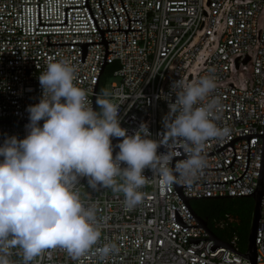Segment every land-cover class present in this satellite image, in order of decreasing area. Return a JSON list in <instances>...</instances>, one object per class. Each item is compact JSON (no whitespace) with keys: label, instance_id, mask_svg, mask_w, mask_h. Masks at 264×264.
<instances>
[{"label":"built area","instance_id":"1","mask_svg":"<svg viewBox=\"0 0 264 264\" xmlns=\"http://www.w3.org/2000/svg\"><path fill=\"white\" fill-rule=\"evenodd\" d=\"M232 57L235 67L250 61V75L242 84H218L226 77ZM55 60L75 67L74 83L86 90L91 103L103 92L95 89L100 69L114 63L107 98L120 105V126L129 135L145 123L150 138L159 139L163 130L156 121L158 101L175 100L174 81L193 83L203 76L217 84L212 96L219 98L222 110L216 122L231 129L223 140H209L204 152L236 135L262 132L264 0H0V145L6 136L22 139L27 135V107L41 98L38 75ZM121 139L112 138L114 157ZM260 143V136L248 137L246 168L237 179L182 185L180 191L186 196L250 192ZM231 144L204 156L205 167H223L230 162L233 147L232 162L224 168L203 169L193 182L240 175L246 139L240 137ZM186 158L174 159L173 167ZM144 175L143 202L131 210L122 192L106 187L94 190L87 178H80L75 190L81 202L96 208L97 244L78 259L60 247L47 249L30 264H249L247 258L223 246L210 251L211 238L188 243V238L208 234L201 226L176 223L173 207L185 224L196 221L172 185H164L149 169ZM226 242L242 252L236 234ZM105 244L115 245L106 258L95 251ZM254 244L255 264H264V178ZM10 251L11 264H24L18 247Z\"/></svg>","mask_w":264,"mask_h":264},{"label":"clouds","instance_id":"2","mask_svg":"<svg viewBox=\"0 0 264 264\" xmlns=\"http://www.w3.org/2000/svg\"><path fill=\"white\" fill-rule=\"evenodd\" d=\"M75 79L68 61L48 62L38 75L41 98L27 107V135L6 136L0 145V264H11L14 247L30 264L47 249L60 247L78 259L97 244L96 208L81 202L75 190L80 178L94 190L122 192L131 210L143 202L145 169L157 173L164 185H189L207 164V142L230 135L229 127L216 122L222 105L212 96L217 87L212 77L173 82L176 98L168 105L159 139L150 138L145 123L127 134L120 126V105L102 92L94 108ZM114 137L122 138L115 157ZM180 141L187 158L173 167ZM161 147L165 151L158 152ZM114 250V244L95 249L104 258Z\"/></svg>","mask_w":264,"mask_h":264},{"label":"water","instance_id":"3","mask_svg":"<svg viewBox=\"0 0 264 264\" xmlns=\"http://www.w3.org/2000/svg\"><path fill=\"white\" fill-rule=\"evenodd\" d=\"M246 60V57L244 58ZM102 71V68L100 69V73ZM92 106L95 108V98H93L92 101ZM249 136H260L261 137V143H260V154H259V164H258V171H257V176H256V181H255V186L254 188L248 192V193H241V194H215V195H183L182 192L180 191V187L183 184H172L173 189L175 190L176 194L190 213V215L194 218L196 221L195 224H185L175 208L173 207V220L178 223L181 226H201L203 230L208 234L206 237L202 238H188V243H197L199 239H204V238H211L212 242L208 245V249L210 251H213L215 247L217 246H223L232 252L243 256L249 260V264H255V256H256V250H255V244H254V238H255V233H256V228H257V222H258V217H259V207H260V197L262 196V189H263V178H264V110H263V121H262V132L261 133H243L236 135L227 141H225L223 144L218 146L217 148L213 150H209L204 152V155L206 154H211L222 148L223 146L227 144H231V142L237 138L244 137L246 139V159H245V167L240 175H238L236 178L231 179V180H222V181H199V182H192L191 184L195 183H218V182H230L235 179H237L239 176H241L246 168L247 164V159H248V137ZM181 143H177L176 145V150L178 151L179 155L176 156V158H181V157H186V155L183 152V149L180 147ZM234 157V150L232 147V158L230 162L223 166V167H204L203 169H219V168H224L228 166ZM175 158V159H176ZM173 166V165H172ZM240 196V195H247L248 197L251 198L252 204H251V213H250V219H249V225L246 233V239H245V250L243 252H239L235 250L230 244L227 242L219 239L217 236H215L212 232L209 231V229L206 227L205 221L198 217L196 213L192 210V208L189 206V200L190 199H195V197H202V198H207V197H233V196ZM231 242V241H229ZM232 243V242H231Z\"/></svg>","mask_w":264,"mask_h":264},{"label":"trees","instance_id":"4","mask_svg":"<svg viewBox=\"0 0 264 264\" xmlns=\"http://www.w3.org/2000/svg\"><path fill=\"white\" fill-rule=\"evenodd\" d=\"M105 64L95 84L97 92H102L105 78L114 68ZM97 96L95 97L96 100ZM98 106L95 104V108ZM99 111V109H97ZM252 200L248 196L207 197L189 200V206L215 236L227 241L232 234L237 235V247L244 250L249 225Z\"/></svg>","mask_w":264,"mask_h":264},{"label":"rangeland","instance_id":"5","mask_svg":"<svg viewBox=\"0 0 264 264\" xmlns=\"http://www.w3.org/2000/svg\"><path fill=\"white\" fill-rule=\"evenodd\" d=\"M199 55L200 53L197 54V56ZM250 66H251V62L247 61L246 63L240 64L237 67H235L234 62H233V57H232L226 77L217 83L225 84V85L229 83H232L233 85L242 84L244 81V78L250 75V70H249ZM112 79H114V77H112L110 74L107 75V77L105 78V83L103 85V90H102L103 92H106L108 90L109 81ZM168 105L169 104L161 102V101H158L156 105V121H157L158 127L161 128L162 130H164L162 120L169 111ZM244 250H241V251L243 252Z\"/></svg>","mask_w":264,"mask_h":264}]
</instances>
